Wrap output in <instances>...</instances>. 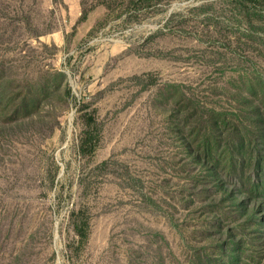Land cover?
Listing matches in <instances>:
<instances>
[{"label":"rangeland","instance_id":"1","mask_svg":"<svg viewBox=\"0 0 264 264\" xmlns=\"http://www.w3.org/2000/svg\"><path fill=\"white\" fill-rule=\"evenodd\" d=\"M0 264H264V0H0Z\"/></svg>","mask_w":264,"mask_h":264},{"label":"trees","instance_id":"2","mask_svg":"<svg viewBox=\"0 0 264 264\" xmlns=\"http://www.w3.org/2000/svg\"><path fill=\"white\" fill-rule=\"evenodd\" d=\"M86 227L84 229H81L78 225L75 226V231L76 234L79 238V242H86L88 239V227H87V223H85Z\"/></svg>","mask_w":264,"mask_h":264}]
</instances>
